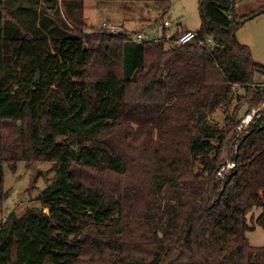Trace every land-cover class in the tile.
<instances>
[{"label": "trees", "instance_id": "trees-1", "mask_svg": "<svg viewBox=\"0 0 264 264\" xmlns=\"http://www.w3.org/2000/svg\"><path fill=\"white\" fill-rule=\"evenodd\" d=\"M84 1L0 0V210L4 166L54 169L39 206L0 224V264H264L246 237L264 231V115L229 170L223 156L241 108L262 99L257 84L238 93L264 65L236 31L264 7L240 17L232 0H199L200 29L179 44L184 30L86 31ZM115 1H151L157 22L171 5Z\"/></svg>", "mask_w": 264, "mask_h": 264}, {"label": "rangeland", "instance_id": "rangeland-1", "mask_svg": "<svg viewBox=\"0 0 264 264\" xmlns=\"http://www.w3.org/2000/svg\"><path fill=\"white\" fill-rule=\"evenodd\" d=\"M198 1L170 0V9L163 18L170 22L167 30L169 33L181 29L194 31L200 29L201 20L198 11ZM90 4L95 5L92 7ZM263 7L264 0H234V14L240 17L250 15ZM84 9L87 11L86 17L84 15L83 19L86 31H94L100 27L103 28L102 25L106 21L122 28L124 27L127 32L140 30L142 33L150 34L152 38L162 35L161 30L152 31L153 28H157L156 20L161 17V11L151 1L98 0L96 2L91 1V3L87 1ZM262 15L264 14L255 15L244 21L236 31V37L238 39L239 34V38L255 45L257 58L264 62V17ZM256 16L258 17L256 18ZM121 23H124L125 26L121 25ZM242 42L244 43V41ZM11 47L12 45L8 46L9 49ZM8 64H10L9 61ZM16 68L18 69V66ZM256 84L263 88L261 102L256 107L248 110H246V103L241 108L239 122L232 132H230L227 148L223 153L226 160L225 168L227 170L233 167V162L229 158L231 155L237 153V138L243 136L246 126L253 116L259 117L260 115H264V77L255 75L254 82L249 86V93L245 92L243 88L238 89V93L245 99L249 96L254 97L252 95L254 93L253 87ZM231 108L230 106L229 112ZM226 112V109L223 107L217 108L212 113L211 120L222 125ZM248 115L251 118L246 121ZM223 169L224 167H222ZM53 177V164L49 161H33L27 164L23 160H19L15 168L4 166L5 197L3 198L0 210V224L11 211L20 214L28 207L39 206V201L36 200V197L41 190L52 182ZM44 211L48 210L45 208ZM259 213L260 207H254L251 213L248 214L247 218L250 225L254 224L251 218H255ZM253 228L246 233L249 243L253 246H264L263 229L260 226H254ZM72 239L73 237H70V240Z\"/></svg>", "mask_w": 264, "mask_h": 264}, {"label": "built area", "instance_id": "built-area-1", "mask_svg": "<svg viewBox=\"0 0 264 264\" xmlns=\"http://www.w3.org/2000/svg\"><path fill=\"white\" fill-rule=\"evenodd\" d=\"M170 25V22L166 19H161L160 21L157 22V28H153L152 31H157V30H161L162 31V35L160 37H154L152 38L150 34H145L142 32H133L132 34H130L129 32H127L125 30V28L120 27L118 25H114L110 22H104L102 27L106 28L110 33L116 34L119 32H125L126 34H128L130 36L131 39H133L134 41H141L143 39H151V40H156V39H162V38H170L171 35H173L174 33H169L167 31L168 26ZM195 31L194 30H184L183 32H181L178 37L175 39L176 43L179 44H186L190 41H192L195 38ZM211 39L208 38L207 39V45L210 44Z\"/></svg>", "mask_w": 264, "mask_h": 264}, {"label": "crops", "instance_id": "crops-1", "mask_svg": "<svg viewBox=\"0 0 264 264\" xmlns=\"http://www.w3.org/2000/svg\"><path fill=\"white\" fill-rule=\"evenodd\" d=\"M87 1H89V3H91V1H98V0H86V1H84V4H83V6L85 7V3L87 2ZM92 7H94V5L95 4H90ZM86 13H87V11L84 9V15H85V17H86ZM260 16V15H259ZM258 16H256V18H257ZM262 17H264V15H262ZM107 20H109V19H107ZM120 24V23H119ZM121 25H124V23H121ZM125 26V25H124ZM167 30H168V28H167ZM182 30V29H181ZM174 33V32H173ZM238 39L240 40H238L241 44H243V45H246L248 48H249V50H250V52H251V55H252V57H253V59L256 61V62H258V63H260V64H262V65H264L263 63V61L262 60H260L259 58H257V54H256V48H255V45H253L252 43H249V42H247V41H245V40H243V39H241V38H239V34H238ZM242 41H244V43L242 42ZM260 77H262V76H260Z\"/></svg>", "mask_w": 264, "mask_h": 264}, {"label": "bare ground", "instance_id": "bare-ground-1", "mask_svg": "<svg viewBox=\"0 0 264 264\" xmlns=\"http://www.w3.org/2000/svg\"><path fill=\"white\" fill-rule=\"evenodd\" d=\"M250 118H251V116H250V115H248V116H247V118H246V121H248Z\"/></svg>", "mask_w": 264, "mask_h": 264}, {"label": "water", "instance_id": "water-1", "mask_svg": "<svg viewBox=\"0 0 264 264\" xmlns=\"http://www.w3.org/2000/svg\"><path fill=\"white\" fill-rule=\"evenodd\" d=\"M232 1H234V0H232Z\"/></svg>", "mask_w": 264, "mask_h": 264}]
</instances>
